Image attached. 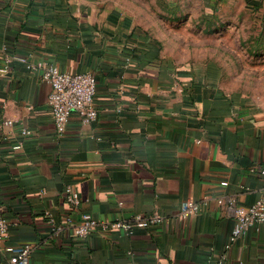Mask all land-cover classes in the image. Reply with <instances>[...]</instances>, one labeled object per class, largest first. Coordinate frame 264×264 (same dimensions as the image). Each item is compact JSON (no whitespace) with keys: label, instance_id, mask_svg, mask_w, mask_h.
I'll return each instance as SVG.
<instances>
[{"label":"crops","instance_id":"obj_1","mask_svg":"<svg viewBox=\"0 0 264 264\" xmlns=\"http://www.w3.org/2000/svg\"><path fill=\"white\" fill-rule=\"evenodd\" d=\"M165 1L195 4L212 23L236 7L264 20V0ZM48 63L95 77L94 121L72 113L55 127ZM0 69V217L10 223L0 261L30 243V264H213L223 254L221 264H264V221L230 243L235 219L217 202L248 206L264 190V98L221 87L215 66L163 55L98 0H0ZM185 201L200 213L182 217ZM83 212L164 220L79 238Z\"/></svg>","mask_w":264,"mask_h":264},{"label":"rangeland","instance_id":"obj_2","mask_svg":"<svg viewBox=\"0 0 264 264\" xmlns=\"http://www.w3.org/2000/svg\"><path fill=\"white\" fill-rule=\"evenodd\" d=\"M98 1L148 33L163 55L215 66L221 87L264 98V20L259 16L236 7L212 23L203 19L195 4L180 11L165 0Z\"/></svg>","mask_w":264,"mask_h":264},{"label":"built area","instance_id":"obj_3","mask_svg":"<svg viewBox=\"0 0 264 264\" xmlns=\"http://www.w3.org/2000/svg\"><path fill=\"white\" fill-rule=\"evenodd\" d=\"M0 71H5V69H0ZM42 79L50 86L47 104L51 111L53 123L58 130L64 127L72 113H76L82 121L87 123L96 119L98 111L93 105L96 85L93 75L89 73L71 74L61 71L52 63H48L43 67ZM26 133V130L22 131V134L25 135ZM260 172L264 176V167ZM65 197L71 205L78 203L77 196L70 190H67ZM217 202L219 204L225 203L235 219L229 235L230 243H236L247 231L256 228L264 221V190L259 199L248 206L236 205L232 199L226 201L218 199ZM200 211L201 204L196 201H185L179 208V214L182 217L196 215ZM163 220L162 216L152 214L134 215L129 219L106 222L98 221L89 212H83L79 222L72 227V232L79 238L90 236L97 228L104 231L117 229L130 235L137 230H147L152 225L161 224ZM9 226V220L6 217H0V239L8 236ZM31 250L32 245L30 243L17 245L12 249L10 256L0 261V264H30ZM224 259H226V254L221 255L213 264H221Z\"/></svg>","mask_w":264,"mask_h":264},{"label":"trees","instance_id":"obj_4","mask_svg":"<svg viewBox=\"0 0 264 264\" xmlns=\"http://www.w3.org/2000/svg\"><path fill=\"white\" fill-rule=\"evenodd\" d=\"M206 21H208L207 19H205ZM8 219V218H7Z\"/></svg>","mask_w":264,"mask_h":264}]
</instances>
